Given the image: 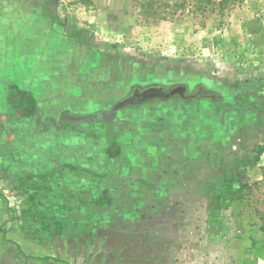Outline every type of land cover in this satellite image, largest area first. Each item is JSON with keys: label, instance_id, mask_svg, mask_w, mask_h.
<instances>
[{"label": "rangeland", "instance_id": "374dc122", "mask_svg": "<svg viewBox=\"0 0 264 264\" xmlns=\"http://www.w3.org/2000/svg\"><path fill=\"white\" fill-rule=\"evenodd\" d=\"M143 1L50 0L55 23L51 34L65 51L70 49L66 42L82 40L111 54L128 71L125 78L139 76L130 93L135 87L161 85L168 94L175 87H186L184 96L199 97L187 103L154 99L125 107L117 114L124 125L110 128V134H106L108 123L82 121L76 123L79 130L63 123L65 130L50 127V136L43 137V127L29 123L32 136L22 130L13 142L2 139L0 124V264H144V260L153 264L156 252L149 245L154 237L144 240L139 233L153 231L154 224L144 225L143 220L164 206L163 197L173 206L183 190L166 185L183 177L190 180L188 195L198 214L192 239L188 236L187 245L176 253L177 264L186 259L185 264H264V0H228L222 9L204 13L195 10L194 0H157V7L167 1L185 3L166 20L146 14ZM60 33H66L64 41ZM70 57L59 58L61 69ZM99 60L92 54L82 68L91 73ZM126 96L98 111L109 112ZM209 96L236 111L223 118ZM237 96L241 104H230ZM91 131L98 134L89 138ZM169 131L181 134L175 141L163 139V132ZM108 138L122 146L120 172L145 183L131 187L110 179L118 187L113 203L99 208L81 181L61 171L32 181L51 189L35 198L50 205V221L55 217L65 228L62 236H50L52 230L34 222L36 208L25 178L51 173L66 159L81 168L112 172L114 166L105 153ZM183 146L190 151L185 161ZM258 149H263L260 161L241 177L247 187L238 194L240 199L222 210H209L208 197L220 193L227 177L236 174L238 162L252 160ZM180 160L187 164L185 169ZM181 170L185 176L180 177ZM76 174L81 180L80 171ZM204 195L207 205L198 203Z\"/></svg>", "mask_w": 264, "mask_h": 264}, {"label": "crops", "instance_id": "0c3cea01", "mask_svg": "<svg viewBox=\"0 0 264 264\" xmlns=\"http://www.w3.org/2000/svg\"><path fill=\"white\" fill-rule=\"evenodd\" d=\"M49 2L50 0H0V124L4 128L2 139H11L14 142L22 130L21 133L30 138L32 134L27 131L28 124L38 125L39 122L44 129L40 130L41 135L48 137L52 133L47 124L50 120L59 121L64 115L95 113L111 105L116 98L128 96L132 82L139 77L134 75L130 79L125 78L124 73H129L122 69L123 65L111 54L99 50L92 42H66L70 48L66 50L69 52L63 50L64 47L58 48L60 41L56 39V35L51 34L55 23L54 9H51ZM17 18H22L23 21L18 23ZM65 34L60 33L63 41ZM92 54L97 55L100 60L97 67L92 68L89 73V70L82 67ZM67 55L71 57L66 61L64 69H61L59 58ZM103 67L110 71L101 70ZM82 84H87L83 91L80 89ZM78 92L81 94H77ZM66 93H69L68 96ZM93 93L97 95L96 99ZM110 93L113 96L109 97ZM66 96L69 100L64 103ZM30 102L35 105L36 111L34 116L28 117L25 110L30 109ZM65 128L61 127L60 130ZM11 130H15V134H9L12 133ZM178 133L180 132H163L166 134L163 139L175 141ZM203 140H207V137ZM44 146L46 145L42 146L43 150L47 149L48 146ZM181 149L182 159L185 161L188 158L184 155L190 151L186 146ZM178 164L181 168L187 166L182 160ZM181 171L180 177L185 176L186 171ZM188 181L190 180L183 177L166 185L183 190L181 197L173 201L175 208L163 197L164 206L159 211L154 210L151 215L153 222L151 217L143 220L144 225L154 224L153 231L140 230L139 233L144 240H149L151 235L154 237V244L149 245L156 252L157 258L153 264H177V260H174L176 253L184 244L187 245L188 236L192 239L194 215L198 212L197 206L193 205L194 202L188 195L191 186ZM165 192L162 196H167ZM198 203L207 205V197H203ZM143 252L148 253V250L144 249ZM186 262L187 259L181 263ZM143 263L148 264L145 260Z\"/></svg>", "mask_w": 264, "mask_h": 264}, {"label": "trees", "instance_id": "16d2710c", "mask_svg": "<svg viewBox=\"0 0 264 264\" xmlns=\"http://www.w3.org/2000/svg\"><path fill=\"white\" fill-rule=\"evenodd\" d=\"M194 1L196 2L195 10L201 13H204L206 11L213 10L216 8L222 9L226 5V3L229 2L228 0H194ZM140 5L146 11V14H151L152 16L161 18L163 20H166L168 16L175 14L174 12L178 8L185 7V3L171 4L168 1L160 3L159 5L160 7H157V0H145L141 2ZM166 8H171V11L169 12L166 11L167 10ZM152 86H161V85H152ZM135 88H139L141 90L145 89V88H140V87H135ZM163 88H164L163 90L164 94L169 95V96L168 98L166 97V98L157 99V100L165 101V100H171V99H181L182 101L187 103L190 100L195 101V99L199 97V95H191V96L185 95L184 96L183 94L186 91V87L183 88L184 90H181L180 89L181 87H175L172 91H170V94L167 93V91L165 90V87ZM178 88L180 90H178ZM182 91H184V93ZM238 97L239 96H237V98H234V100L230 102V104H234V103L241 104L239 100L240 98ZM206 98H208L212 102L213 106L215 107L216 113L217 112L219 114L221 113L220 115L223 118H224L223 115L225 113L231 114L236 111L235 109H226L225 107H221L220 103L218 102V99L214 96H211V97L209 96ZM25 111H26L25 115L28 117L35 115L36 107L35 105H33V102H30V109H26ZM50 121L47 124L49 125V127L54 128V129H61L60 125L63 123H66L65 126L72 125L76 130H79L76 127L77 126L76 123L70 122L69 120H66V119L59 120V121H55L52 119ZM96 122H101L102 124L108 123L109 129H107L106 134L112 133L110 128H113L115 130V128L117 129V126L118 127L120 126L119 127L120 129L121 126L124 125V123H121V121H119L118 119L115 122L110 121L111 123L107 121H96ZM37 127L42 129L40 122L38 123ZM79 132H81V134H85V135L87 134L83 130H80ZM120 133H122V131H120L117 134H120ZM94 134H98V133H96L95 131H91L89 138L91 137V135H94ZM106 141L108 142V144L106 146L105 153L107 155L108 161H111L112 166H114V168L112 167L113 168L112 172L104 173V172H99L93 169L81 168L73 163L67 162L69 160L66 159L64 162L62 161L61 166H55L54 168H52L51 173H48V174L41 173L37 176L28 175L25 178L26 183L28 184V188L32 190L30 193L31 203L33 207L36 208L34 222L40 225V227L42 226L45 229L52 230V233L50 234V236H62L65 233V228L62 225V221L55 220V217H51L52 219L50 221L49 216H51L53 208L50 205H47L45 201H43L42 199L38 200L37 198H35L36 194L40 193V191L51 192V189L48 187H39L36 183L30 184L32 181L37 180V179L40 181L41 180L43 181L47 177H51L54 174L57 175L58 171H61L59 173L70 175L73 178H75L77 182L81 181V184L84 186V188H86L91 193L92 200L94 201L93 204H95L96 207H99V208L110 206L113 203V191L114 189H117L118 187L110 183L111 181L110 179L114 178L116 181L117 179H120L121 183L124 182L126 184H129L131 187H134L136 184L145 183L142 179L124 175L122 170L120 172L122 162L124 161L122 146L119 143L113 142L109 138L106 139ZM262 153H263V149H258V151H256L255 156L253 157L252 160L243 159L238 162L237 166L234 169V172H236V174L233 177H230V178L227 177V179L225 180L223 190L220 193H213L212 195L208 197V209L209 210H212V211L222 210L224 208L229 207L233 202L238 201L240 199L238 197V194L247 187L246 183L244 184L241 182V177L242 175H244V172H246V170H248L249 168H252L255 164H257L260 161ZM241 169H243L244 171H242ZM78 171H80L81 173L80 175L81 180L78 179L79 175L77 177L76 173ZM21 179L22 178H19L18 180H21ZM90 181H92L93 184H91Z\"/></svg>", "mask_w": 264, "mask_h": 264}, {"label": "water", "instance_id": "95a60500", "mask_svg": "<svg viewBox=\"0 0 264 264\" xmlns=\"http://www.w3.org/2000/svg\"><path fill=\"white\" fill-rule=\"evenodd\" d=\"M180 89L178 88V90ZM163 90L164 88L161 86H150L143 90L139 88H135L130 95L115 103L111 107L109 112L98 111L96 113L81 115V116L64 115L63 118L60 120L66 119L73 123L82 122V121L83 122H96V121L115 122L117 120V114L125 107L140 105L142 103H146L154 99H163L166 97L168 98L169 95H165Z\"/></svg>", "mask_w": 264, "mask_h": 264}]
</instances>
